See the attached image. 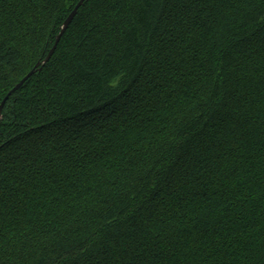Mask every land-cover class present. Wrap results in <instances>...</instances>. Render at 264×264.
I'll return each mask as SVG.
<instances>
[{"label":"trees","instance_id":"1","mask_svg":"<svg viewBox=\"0 0 264 264\" xmlns=\"http://www.w3.org/2000/svg\"><path fill=\"white\" fill-rule=\"evenodd\" d=\"M80 0H0V106ZM0 264H264V0H87L0 116Z\"/></svg>","mask_w":264,"mask_h":264},{"label":"water","instance_id":"2","mask_svg":"<svg viewBox=\"0 0 264 264\" xmlns=\"http://www.w3.org/2000/svg\"><path fill=\"white\" fill-rule=\"evenodd\" d=\"M87 0H80V2L77 4V6L74 8V10L71 12V14L69 15V17L67 18V20L64 22L63 27L61 29V32L59 33V35L57 36V40L53 46V48L51 49V51L49 52L48 56L45 58V60L43 62H39L35 68L33 70H31L12 90L11 92L6 96V98L4 99V101L2 102L1 106H0V116L2 115V111L3 108L6 104V102L8 101V99L14 94L16 93L18 90H20V88L38 71V69L45 65L53 56L62 36L64 35V33L66 32V30L68 29V27L70 26L71 22L73 21V19L75 18V16L77 15L80 7L84 4V2Z\"/></svg>","mask_w":264,"mask_h":264}]
</instances>
